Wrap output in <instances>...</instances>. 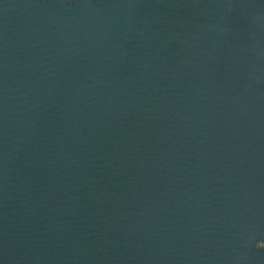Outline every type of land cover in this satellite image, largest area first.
Segmentation results:
<instances>
[{
	"label": "water",
	"instance_id": "1",
	"mask_svg": "<svg viewBox=\"0 0 264 264\" xmlns=\"http://www.w3.org/2000/svg\"><path fill=\"white\" fill-rule=\"evenodd\" d=\"M0 264H264V0H0Z\"/></svg>",
	"mask_w": 264,
	"mask_h": 264
}]
</instances>
